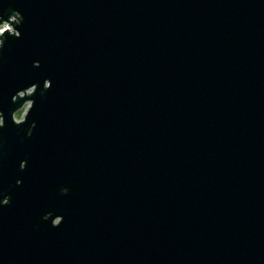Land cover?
<instances>
[{"label":"water","instance_id":"95a60500","mask_svg":"<svg viewBox=\"0 0 264 264\" xmlns=\"http://www.w3.org/2000/svg\"><path fill=\"white\" fill-rule=\"evenodd\" d=\"M4 22L0 264H264V0H0Z\"/></svg>","mask_w":264,"mask_h":264},{"label":"rangeland","instance_id":"374dc122","mask_svg":"<svg viewBox=\"0 0 264 264\" xmlns=\"http://www.w3.org/2000/svg\"><path fill=\"white\" fill-rule=\"evenodd\" d=\"M19 19H20L19 16L16 15V17L13 16L10 21H12L14 25H16V23L19 22ZM6 31L7 32L9 31L11 33H14L15 32V28H14V26L10 22H4L3 24L0 25V48H1L2 42H3V33H5ZM34 90H35V88L28 89V90L22 92L20 94V96L21 97H24L25 94L28 96V95L32 94L34 92ZM31 106H32V102L31 101H28L27 103H25V105L20 110H18L15 113L14 118L16 120H18L17 122H20V120L21 121L25 120V116L27 115V112L29 111V109L31 108ZM2 123H3L2 116H0V125Z\"/></svg>","mask_w":264,"mask_h":264},{"label":"bare ground","instance_id":"6f19581e","mask_svg":"<svg viewBox=\"0 0 264 264\" xmlns=\"http://www.w3.org/2000/svg\"><path fill=\"white\" fill-rule=\"evenodd\" d=\"M16 120V119H15ZM16 121H18V120H16ZM21 121V120H20Z\"/></svg>","mask_w":264,"mask_h":264},{"label":"clouds","instance_id":"9594fccd","mask_svg":"<svg viewBox=\"0 0 264 264\" xmlns=\"http://www.w3.org/2000/svg\"><path fill=\"white\" fill-rule=\"evenodd\" d=\"M10 20H11V18H10ZM10 20H9V21H10Z\"/></svg>","mask_w":264,"mask_h":264}]
</instances>
